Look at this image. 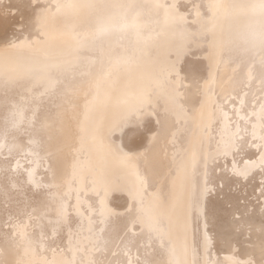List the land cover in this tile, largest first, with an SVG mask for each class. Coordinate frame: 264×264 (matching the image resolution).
<instances>
[{
	"label": "bare ground",
	"instance_id": "bare-ground-1",
	"mask_svg": "<svg viewBox=\"0 0 264 264\" xmlns=\"http://www.w3.org/2000/svg\"><path fill=\"white\" fill-rule=\"evenodd\" d=\"M260 0H0V264H264Z\"/></svg>",
	"mask_w": 264,
	"mask_h": 264
},
{
	"label": "snow or ice",
	"instance_id": "snow-or-ice-1",
	"mask_svg": "<svg viewBox=\"0 0 264 264\" xmlns=\"http://www.w3.org/2000/svg\"><path fill=\"white\" fill-rule=\"evenodd\" d=\"M258 7L260 8L261 12L264 13V0H260ZM248 264H251V262H248Z\"/></svg>",
	"mask_w": 264,
	"mask_h": 264
}]
</instances>
